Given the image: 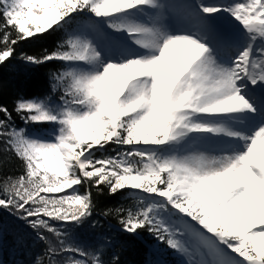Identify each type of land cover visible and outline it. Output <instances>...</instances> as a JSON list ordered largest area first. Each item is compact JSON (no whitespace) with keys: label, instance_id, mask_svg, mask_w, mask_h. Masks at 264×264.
Wrapping results in <instances>:
<instances>
[{"label":"snow or ice","instance_id":"1","mask_svg":"<svg viewBox=\"0 0 264 264\" xmlns=\"http://www.w3.org/2000/svg\"><path fill=\"white\" fill-rule=\"evenodd\" d=\"M184 11L0 0V67L55 69L50 94L0 103V145L22 163L0 184V208L44 242L36 264H121L104 258L107 238L71 234L97 215L148 233L186 258L177 264H264V0H185ZM58 34L51 49L22 50ZM92 189L128 190L138 206L97 212ZM166 248L152 246L153 264H169Z\"/></svg>","mask_w":264,"mask_h":264},{"label":"trees","instance_id":"2","mask_svg":"<svg viewBox=\"0 0 264 264\" xmlns=\"http://www.w3.org/2000/svg\"><path fill=\"white\" fill-rule=\"evenodd\" d=\"M60 39L62 34L34 39V42H26L22 50L34 52L45 48L51 49ZM51 71H55L51 66L34 68L19 61L8 67H0V85H3L0 89V103L11 107L13 100L17 97L42 98L44 94H50L49 73ZM17 124L23 126V122L19 119ZM111 154V152L107 153V155ZM21 172L22 163L7 152L3 145H0V184L4 177L18 176ZM80 190L84 191L82 187ZM92 192L97 201V212L106 209L114 210L122 206L135 209L138 206L136 195L128 190L124 193L117 192L115 195H110L107 190L97 193L96 189H92ZM94 220L98 221L95 228L81 227L80 229L88 231L86 235L88 243L103 238L111 241V246L106 249L104 257L106 260L116 253L119 255L121 264H153L157 256L152 251V246L166 248L165 245L158 244L148 233H143L141 237L134 239L126 233L119 232L120 226L116 215L107 217L97 215ZM49 239L54 237L49 234ZM44 248V242L38 239L34 231L28 229L22 221H18L7 210L0 208V264H36L37 257L43 256ZM166 251V259L171 264H177L174 262L175 255H172L175 254L174 250L166 248ZM65 261L66 257L60 258V264H65ZM45 264H47L46 258Z\"/></svg>","mask_w":264,"mask_h":264},{"label":"rangeland","instance_id":"3","mask_svg":"<svg viewBox=\"0 0 264 264\" xmlns=\"http://www.w3.org/2000/svg\"><path fill=\"white\" fill-rule=\"evenodd\" d=\"M173 2L175 4V6H176V15L180 16V17L184 16L185 15V11H184L185 0H173ZM192 2L195 3L196 0H192ZM207 2H213V1L207 0ZM216 2H217V0H216ZM227 2H246V1L245 0H227ZM251 126H253V127L255 126L256 127V123H254V121L253 122L252 121L248 122V125H247L246 129H248V133L249 134H251V132H252V128L253 127H251ZM65 191H68V190L66 189ZM54 223H56V222H54ZM68 227L71 229V234L76 240L82 241L85 244H89L88 243L89 241L86 239V235L88 233V231L86 229L81 230L80 228H74L71 225H69ZM232 255H235V254H232ZM175 256L180 258L179 260H185L186 259L184 257L179 256L177 253H175ZM176 260L179 261L178 259H176Z\"/></svg>","mask_w":264,"mask_h":264},{"label":"bare ground","instance_id":"4","mask_svg":"<svg viewBox=\"0 0 264 264\" xmlns=\"http://www.w3.org/2000/svg\"><path fill=\"white\" fill-rule=\"evenodd\" d=\"M211 1L216 2V0H211ZM245 1H246V0H245ZM239 35H240V43H241V50H242L243 47L246 46V44H245V36H244L243 33H240ZM259 44H260V42L258 41V42H257V45L259 46ZM237 54H238V53H237ZM245 131L248 132L247 129H245Z\"/></svg>","mask_w":264,"mask_h":264}]
</instances>
